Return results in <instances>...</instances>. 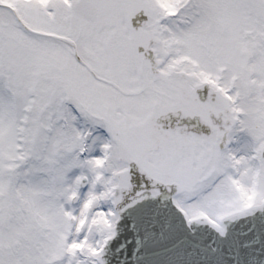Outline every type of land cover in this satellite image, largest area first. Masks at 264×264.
<instances>
[{"label": "snow or ice", "instance_id": "snow-or-ice-1", "mask_svg": "<svg viewBox=\"0 0 264 264\" xmlns=\"http://www.w3.org/2000/svg\"><path fill=\"white\" fill-rule=\"evenodd\" d=\"M0 264H264V0H0Z\"/></svg>", "mask_w": 264, "mask_h": 264}]
</instances>
